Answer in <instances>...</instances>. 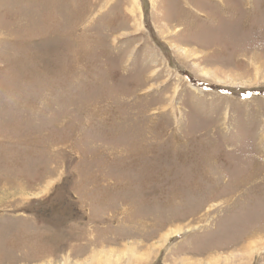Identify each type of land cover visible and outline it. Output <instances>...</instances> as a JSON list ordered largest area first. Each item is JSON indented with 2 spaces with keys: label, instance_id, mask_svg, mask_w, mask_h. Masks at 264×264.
<instances>
[{
  "label": "rangeland",
  "instance_id": "1",
  "mask_svg": "<svg viewBox=\"0 0 264 264\" xmlns=\"http://www.w3.org/2000/svg\"><path fill=\"white\" fill-rule=\"evenodd\" d=\"M109 262L264 264V0H0V264Z\"/></svg>",
  "mask_w": 264,
  "mask_h": 264
},
{
  "label": "bare ground",
  "instance_id": "2",
  "mask_svg": "<svg viewBox=\"0 0 264 264\" xmlns=\"http://www.w3.org/2000/svg\"><path fill=\"white\" fill-rule=\"evenodd\" d=\"M255 241V240H254ZM252 242V243H255V242ZM259 245V243L258 244H256L255 246H254V248L253 249H257L258 246ZM260 248V247H259ZM127 253V251H125V254ZM131 255H129L130 257L128 258L129 260H132V259H135L136 258V255H135V252H134V250L133 249H130V252H129ZM112 255L114 254L113 253V251H112V253H111ZM250 254H251V252H250ZM101 255H104V253H102ZM114 256V255H113ZM123 256L124 255H117V256H114V257H116V260H115V262H120V261H122L123 260ZM79 257V256H78ZM102 257V256H101ZM126 257V256H125ZM107 261H108V259H107ZM140 261V260H139ZM100 264V263H99ZM109 264H111V262H109Z\"/></svg>",
  "mask_w": 264,
  "mask_h": 264
}]
</instances>
